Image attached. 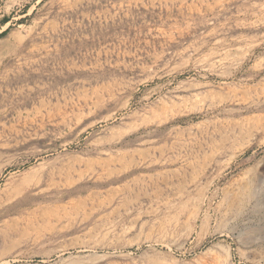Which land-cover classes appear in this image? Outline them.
Here are the masks:
<instances>
[{
	"label": "rangeland",
	"instance_id": "374dc122",
	"mask_svg": "<svg viewBox=\"0 0 264 264\" xmlns=\"http://www.w3.org/2000/svg\"><path fill=\"white\" fill-rule=\"evenodd\" d=\"M0 264H264V0H0Z\"/></svg>",
	"mask_w": 264,
	"mask_h": 264
},
{
	"label": "trees",
	"instance_id": "16d2710c",
	"mask_svg": "<svg viewBox=\"0 0 264 264\" xmlns=\"http://www.w3.org/2000/svg\"><path fill=\"white\" fill-rule=\"evenodd\" d=\"M7 32V29L2 32V34H5Z\"/></svg>",
	"mask_w": 264,
	"mask_h": 264
},
{
	"label": "bare ground",
	"instance_id": "6f19581e",
	"mask_svg": "<svg viewBox=\"0 0 264 264\" xmlns=\"http://www.w3.org/2000/svg\"><path fill=\"white\" fill-rule=\"evenodd\" d=\"M115 166V165H114ZM113 170V169H112Z\"/></svg>",
	"mask_w": 264,
	"mask_h": 264
}]
</instances>
